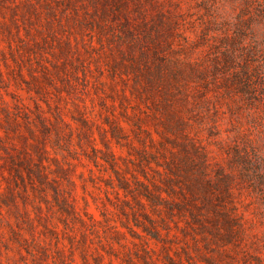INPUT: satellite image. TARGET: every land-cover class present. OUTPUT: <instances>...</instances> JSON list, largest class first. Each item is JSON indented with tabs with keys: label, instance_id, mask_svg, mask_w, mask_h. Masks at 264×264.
<instances>
[{
	"label": "rangeland",
	"instance_id": "rangeland-1",
	"mask_svg": "<svg viewBox=\"0 0 264 264\" xmlns=\"http://www.w3.org/2000/svg\"><path fill=\"white\" fill-rule=\"evenodd\" d=\"M1 3L7 18L14 9L31 17L39 26L40 44L29 50L17 41L22 52L18 54L0 28V123L13 134L7 113L18 116L17 128L31 142L28 123L52 155L70 164L78 205L98 220L92 225L86 216V227L71 223L80 246L76 264H83V247L89 249L90 264L99 252L102 264H264V106L252 105L234 80H227L238 65L232 67L225 58L239 24L250 35L240 23L243 0ZM28 3L37 4L43 15L31 13ZM49 9L58 20L49 16ZM24 20L20 24L29 25ZM49 20L55 23L53 31ZM258 20L250 21L256 33L263 25ZM68 40L73 60L52 84L45 83L47 93L28 91L26 82L12 73L20 65L30 80L29 71L40 69V58L53 68ZM13 139L21 150L22 137L15 134ZM182 143L194 144L208 155L207 173L212 176L219 168L248 173L243 178L236 175L234 195L243 228L215 227L205 219L196 222L187 210L177 209L174 201L181 200L186 188L180 167ZM247 145L254 165L244 153ZM12 147L8 150L15 151ZM7 153L0 144L1 192L12 178ZM115 157L117 173L112 168ZM174 166L179 170H169ZM120 177L129 179L128 190L121 187ZM167 177L169 182L164 181ZM26 182L18 180L17 205L9 198V204H2L0 198L5 245L18 246L10 240L15 229L28 237L34 231L54 246L55 237L45 226L57 222L60 232L65 227L45 203L40 214L35 208L40 195ZM65 186L73 187L67 182ZM26 205L35 217V230L24 212ZM65 243L70 245L68 238ZM2 248L5 252L4 243ZM9 253L0 264L17 263V250Z\"/></svg>",
	"mask_w": 264,
	"mask_h": 264
},
{
	"label": "trees",
	"instance_id": "trees-1",
	"mask_svg": "<svg viewBox=\"0 0 264 264\" xmlns=\"http://www.w3.org/2000/svg\"><path fill=\"white\" fill-rule=\"evenodd\" d=\"M13 2L16 3L15 1ZM243 2V18L240 23H243L250 29V35L248 36L246 33L242 32V29H240L241 24L238 23L239 25L237 26V31H235L236 33L231 35L230 52L228 51L229 53H226L227 55H225V58L231 62L232 67L238 65L237 67L240 66V69L236 67V69L231 72V76L227 77V80H234L238 88L237 91L247 96L252 102V105L261 103L264 106V0H243ZM28 4V9L35 16L41 17L43 15V12L38 9L37 4ZM51 5L52 3L49 2L48 6ZM48 14L55 20L59 18L53 9H49ZM11 15L12 17L10 19L4 14V9L2 8L0 0V28L6 30L7 34L10 36L8 40L10 49H12V51L16 49L17 53L21 54L22 52L19 50L21 44L24 48L26 47L29 50L33 48V44H40V40L37 36L39 26L32 23L31 17L25 13H18L17 9H14ZM256 17H259L258 22L263 24L260 33H256L254 21L250 22ZM20 20L28 21L29 25H25L24 22L23 25L20 24ZM50 21L51 20H49L48 29L53 31L55 29V23ZM22 28L25 30V34H22ZM2 34L3 33L0 32V40L2 39ZM16 38L18 40H16ZM68 39L71 40V37H68ZM69 40L68 46L62 49L60 59L52 65L53 68H51L48 63L44 62V58H40L38 63L40 69L33 68L29 71V75L31 76L30 80L26 79L24 69L20 65L17 72L12 71V73L18 74L17 76H19L23 82H26L28 91L34 90L37 93L45 91L47 93L48 89L45 83L52 84L55 77L60 75V71H64L67 65L73 60L72 42ZM17 41L22 43L18 44ZM31 41H33V43ZM201 74L203 75V73ZM46 102L48 105L50 104L48 101ZM7 117V122L10 126L15 127V129H12V134L9 131V127H5L3 123H0L3 132L1 133L0 131V144L5 151L7 150V154H9V161L6 165L12 175V178L6 180L7 185L4 187V191H0L2 204H9V201H7V198H9L11 202H15L17 205L16 196L21 190V187L18 185V180L22 183L27 181L31 185L34 193L38 191L40 195L39 201H35V208L38 209L40 214H43L44 210L42 203H45L51 212L56 213L58 219L64 225L65 230L60 232L57 222H52L45 226L55 237L54 246H51V243L48 245L45 239L41 241L37 238L34 231H29L30 237H28L21 230L13 229V235L10 240L18 243V246L14 248L10 247V245H5V235L4 232L0 230V262L3 260L4 255L8 259L10 258L9 250L14 251V249H16L20 255L16 264H76V250L79 249L80 246L78 245V240H75L77 234L71 223L75 224L79 222L82 226L86 227V216L92 221V225H95L98 220L86 207L83 209L82 213L75 194L74 185H76V183L72 178L70 164L61 161L56 155H52L50 149L47 147V142L37 139L35 130L29 123L27 124V128L34 142H31L29 138L17 128L20 126L18 116H12L7 113ZM41 117L44 120H49L46 116L41 115ZM84 119L86 121L90 120L87 116ZM44 126H46L45 123ZM15 134L22 137L25 142L21 150L17 149V144L13 139ZM182 145L184 148V155H182L183 160L180 167L185 170L186 176L182 178L187 193L185 191L181 193V200L179 202L174 201L177 205V209L187 210L196 222L205 219L215 227L222 225L229 230L233 229L235 226L243 228L242 218L240 216L237 217L239 211L234 195L236 175L243 178L247 176L248 173L242 171L233 173L228 172L224 168H219L216 175L212 176L207 173L209 166L208 155L204 151L198 150L194 144L188 145L182 143ZM9 146H13L12 149L15 151H9ZM244 153L248 158V162L254 165V159L252 160V156H250L251 153L248 145L245 147ZM254 155L258 156L255 153ZM117 166L118 162L115 157L112 162V168L116 173L119 172ZM169 170L176 172L179 169L177 166H174ZM258 172V170L251 171L253 175H258ZM167 178H165L164 181L166 180V182H169L170 178ZM11 179H13L14 182ZM120 181L121 187L128 190L130 187L129 179L127 177H120ZM65 182L73 187L68 189L65 186ZM0 188H2L1 185ZM25 192L27 200L30 197V193L27 189ZM24 212L30 222V227L35 230V217L32 216L27 205L24 208ZM144 231L148 233L152 232L148 229H144ZM66 238L69 239V246L65 243ZM3 243L6 249L5 252L2 248ZM88 252L89 249H87V247L81 249L83 264H90L87 256ZM102 258L103 254L99 252L95 257V264H102Z\"/></svg>",
	"mask_w": 264,
	"mask_h": 264
}]
</instances>
